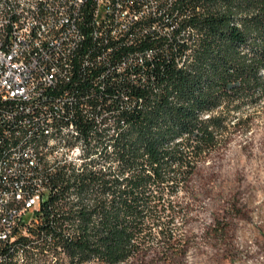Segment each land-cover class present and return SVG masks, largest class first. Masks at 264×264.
I'll return each instance as SVG.
<instances>
[{
  "label": "trees",
  "instance_id": "trees-1",
  "mask_svg": "<svg viewBox=\"0 0 264 264\" xmlns=\"http://www.w3.org/2000/svg\"><path fill=\"white\" fill-rule=\"evenodd\" d=\"M167 15L170 35L143 41L155 51L145 80L112 84L109 132L94 125L89 160L50 180L58 192L43 203V244L52 255L61 247L58 264L142 262L156 226L161 255H175L167 196L187 189L224 131L247 128L231 119L264 93V0H175Z\"/></svg>",
  "mask_w": 264,
  "mask_h": 264
},
{
  "label": "built area",
  "instance_id": "built-area-1",
  "mask_svg": "<svg viewBox=\"0 0 264 264\" xmlns=\"http://www.w3.org/2000/svg\"><path fill=\"white\" fill-rule=\"evenodd\" d=\"M174 1L0 0V264H45L43 203L58 192L51 178L74 167L80 147L20 140L19 151L5 155L9 134L45 124L85 127L81 137H90L100 122L109 132L112 84L145 80L155 51L143 41L170 35L165 23ZM116 93L126 99L122 88ZM56 250L51 264L64 255Z\"/></svg>",
  "mask_w": 264,
  "mask_h": 264
},
{
  "label": "rangeland",
  "instance_id": "rangeland-1",
  "mask_svg": "<svg viewBox=\"0 0 264 264\" xmlns=\"http://www.w3.org/2000/svg\"><path fill=\"white\" fill-rule=\"evenodd\" d=\"M247 118V128L231 126L195 171L184 190L172 195L170 228L176 254L163 258L166 244L155 238L143 258L120 264H264V93L231 122ZM48 253L45 264H51Z\"/></svg>",
  "mask_w": 264,
  "mask_h": 264
},
{
  "label": "bare ground",
  "instance_id": "bare-ground-1",
  "mask_svg": "<svg viewBox=\"0 0 264 264\" xmlns=\"http://www.w3.org/2000/svg\"><path fill=\"white\" fill-rule=\"evenodd\" d=\"M2 14H5V5H0V16ZM98 126L103 128L108 126V122H100ZM81 136H86V128L84 129V127L62 125V130H60V127L45 126V124L30 125L22 131H13L9 134V143H5L4 154L12 155L13 151H19L20 140H32V145L47 146L54 149L71 145L80 146L75 149L77 161L74 162V167L78 168L90 158L86 152V148L90 146V137ZM24 156L25 158H32V147L24 148Z\"/></svg>",
  "mask_w": 264,
  "mask_h": 264
}]
</instances>
